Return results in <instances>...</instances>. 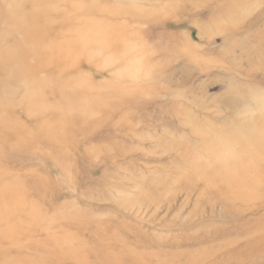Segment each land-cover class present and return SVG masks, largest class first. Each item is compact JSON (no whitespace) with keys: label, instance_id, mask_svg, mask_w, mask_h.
<instances>
[{"label":"rangeland","instance_id":"374dc122","mask_svg":"<svg viewBox=\"0 0 264 264\" xmlns=\"http://www.w3.org/2000/svg\"><path fill=\"white\" fill-rule=\"evenodd\" d=\"M0 264H264V0H0Z\"/></svg>","mask_w":264,"mask_h":264}]
</instances>
